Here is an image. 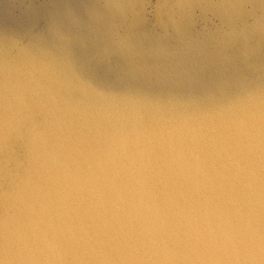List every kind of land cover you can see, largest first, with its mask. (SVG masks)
I'll return each mask as SVG.
<instances>
[{
	"label": "water",
	"instance_id": "1",
	"mask_svg": "<svg viewBox=\"0 0 264 264\" xmlns=\"http://www.w3.org/2000/svg\"><path fill=\"white\" fill-rule=\"evenodd\" d=\"M0 264H264V0H0Z\"/></svg>",
	"mask_w": 264,
	"mask_h": 264
}]
</instances>
